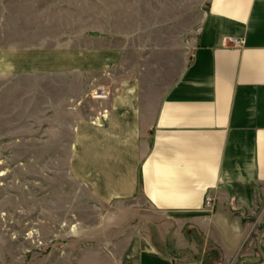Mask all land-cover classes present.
<instances>
[{
    "label": "crops",
    "instance_id": "0c3cea01",
    "mask_svg": "<svg viewBox=\"0 0 264 264\" xmlns=\"http://www.w3.org/2000/svg\"><path fill=\"white\" fill-rule=\"evenodd\" d=\"M120 1L12 0L0 81L31 88L33 140H71L92 199L147 202L102 264H264V0H207L191 25L150 5L138 27Z\"/></svg>",
    "mask_w": 264,
    "mask_h": 264
},
{
    "label": "rangeland",
    "instance_id": "374dc122",
    "mask_svg": "<svg viewBox=\"0 0 264 264\" xmlns=\"http://www.w3.org/2000/svg\"><path fill=\"white\" fill-rule=\"evenodd\" d=\"M11 1L0 0V41ZM55 1L70 6L67 0ZM120 2L134 6L136 14L124 24L138 27L147 24L150 5L156 21L180 18L179 23L191 25L208 1ZM31 108V88L19 92L0 81V264L105 263L100 250L111 241H103L101 234L111 238L112 219L126 222L140 216L136 207L147 212L148 204L142 196L116 206L92 199L66 172L71 140H33L38 133ZM128 228L119 225L121 232Z\"/></svg>",
    "mask_w": 264,
    "mask_h": 264
},
{
    "label": "built area",
    "instance_id": "2783aa9c",
    "mask_svg": "<svg viewBox=\"0 0 264 264\" xmlns=\"http://www.w3.org/2000/svg\"><path fill=\"white\" fill-rule=\"evenodd\" d=\"M236 44H238V43H236ZM107 95V93L104 91V90H102V89H98L97 91H96V93H95V96L96 97H99V98H103V97H105ZM192 264V263H191Z\"/></svg>",
    "mask_w": 264,
    "mask_h": 264
}]
</instances>
